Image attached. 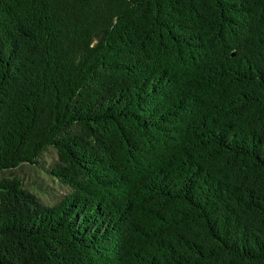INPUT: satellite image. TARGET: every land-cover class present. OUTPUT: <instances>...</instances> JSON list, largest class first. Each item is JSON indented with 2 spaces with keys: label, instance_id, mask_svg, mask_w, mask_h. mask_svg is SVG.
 I'll list each match as a JSON object with an SVG mask.
<instances>
[{
  "label": "trees",
  "instance_id": "1",
  "mask_svg": "<svg viewBox=\"0 0 264 264\" xmlns=\"http://www.w3.org/2000/svg\"><path fill=\"white\" fill-rule=\"evenodd\" d=\"M0 173V264H264V0H0Z\"/></svg>",
  "mask_w": 264,
  "mask_h": 264
},
{
  "label": "rangeland",
  "instance_id": "2",
  "mask_svg": "<svg viewBox=\"0 0 264 264\" xmlns=\"http://www.w3.org/2000/svg\"><path fill=\"white\" fill-rule=\"evenodd\" d=\"M55 157V150L53 148H46V150L41 154L40 166L33 164L34 166L32 167L29 164H21L17 168H13V171L11 169L5 171V174L10 175L14 173L21 176L24 184L30 189L36 188L34 184L35 182L44 185H46L45 183H48L46 185L47 189L42 187L45 191L47 190V192L44 191L45 193H42V191H40V194L48 199L47 201L54 202L60 199L68 191L67 186L58 184L56 181L52 180L48 174H46L45 168H48Z\"/></svg>",
  "mask_w": 264,
  "mask_h": 264
}]
</instances>
